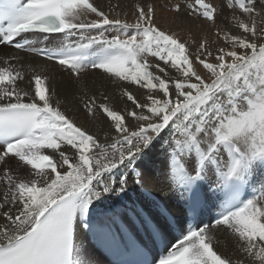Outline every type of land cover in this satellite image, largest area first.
<instances>
[{"label": "snow or ice", "instance_id": "1", "mask_svg": "<svg viewBox=\"0 0 264 264\" xmlns=\"http://www.w3.org/2000/svg\"><path fill=\"white\" fill-rule=\"evenodd\" d=\"M224 6L187 0L193 50L152 2L129 22L111 0H0V264H264V0ZM4 48L67 73L96 130ZM92 70L118 96L84 91Z\"/></svg>", "mask_w": 264, "mask_h": 264}, {"label": "bare ground", "instance_id": "2", "mask_svg": "<svg viewBox=\"0 0 264 264\" xmlns=\"http://www.w3.org/2000/svg\"><path fill=\"white\" fill-rule=\"evenodd\" d=\"M101 3L107 8L108 0H100ZM113 4H119V10H124L129 13L128 19L129 22H132L133 17L131 13L133 12L134 4L137 0H111ZM142 3L152 2L155 6V17L157 22L163 29L175 32L181 40H191L195 41V43L191 44V48L194 50L198 45L201 39L206 35L207 25L203 24V22L196 17L194 13H190L185 9V3L187 0H140ZM214 4H216L220 8L221 16L224 14L230 15V10L225 7L226 0H213ZM175 3H180L181 5V15L178 16L177 13L172 11V6ZM213 37L208 35V39L211 40ZM37 46H41L37 44ZM3 48V46H0ZM4 52H11L13 55H21L26 57V63L32 62L35 60L39 63L47 64L48 73L52 77L51 83H53L57 91L60 94V98L65 100V107L69 110V114L76 119L77 123L83 126L90 128L95 131V125L85 119V115L82 109L79 107V97L83 94V91L75 88L69 83L70 77L67 73H64L60 70L59 66H57L54 62H49L44 60L41 57H33L29 54H25L22 52H16L10 48H4ZM3 55H0V59H3ZM30 74L26 73V79ZM81 88L84 91H87L89 95L91 94H99V90L107 91V94L110 96H118L119 90L115 88L114 85H111L107 82V80H102L99 74V70H92L90 72L84 73L81 76ZM133 90L137 91L138 94L145 90H138L136 86H133ZM157 194V197L160 199L167 200V192L164 190L161 185L159 188L154 189ZM177 209H173L176 211ZM207 222V221H206ZM219 238L218 247L221 251H225L227 253L232 252L233 248V240L230 236H225L223 231L217 233ZM81 239H86V237L81 236ZM175 238H173L174 240ZM172 240V241H173ZM94 258L99 262V264H109V260L105 257L104 253L101 251H93Z\"/></svg>", "mask_w": 264, "mask_h": 264}, {"label": "rangeland", "instance_id": "3", "mask_svg": "<svg viewBox=\"0 0 264 264\" xmlns=\"http://www.w3.org/2000/svg\"><path fill=\"white\" fill-rule=\"evenodd\" d=\"M105 255V257L109 260V257L106 255V254H104ZM110 261V260H109Z\"/></svg>", "mask_w": 264, "mask_h": 264}]
</instances>
